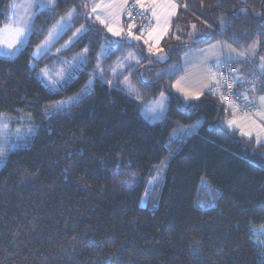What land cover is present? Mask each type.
<instances>
[{
	"label": "trees",
	"instance_id": "trees-1",
	"mask_svg": "<svg viewBox=\"0 0 264 264\" xmlns=\"http://www.w3.org/2000/svg\"><path fill=\"white\" fill-rule=\"evenodd\" d=\"M177 1L156 50L137 32L109 35L83 0H55L36 11L25 45L0 55V114L36 125L0 167V264H264V142L226 128L233 110L220 94L185 101L169 88L187 49L221 38L242 52L257 42L250 57L264 79V0ZM12 2L0 0V26ZM71 10V26L35 58ZM79 52L67 82L43 85L42 68ZM161 92L166 115L143 119L141 104ZM197 119L196 132L172 136Z\"/></svg>",
	"mask_w": 264,
	"mask_h": 264
},
{
	"label": "rangeland",
	"instance_id": "rangeland-1",
	"mask_svg": "<svg viewBox=\"0 0 264 264\" xmlns=\"http://www.w3.org/2000/svg\"><path fill=\"white\" fill-rule=\"evenodd\" d=\"M20 3L18 5L15 2L12 3V7L14 8L13 14L9 16L8 23L0 26V55L13 56L27 42L30 30L25 26V18L21 11ZM73 14L74 12L71 10L59 18L47 36L35 47L33 52L34 57H38L50 49L58 37L71 26ZM83 30V26L74 30L73 34L62 47L68 46ZM229 42L228 39L221 38L205 47H199L198 49H192L183 53L179 63L180 70L176 74L177 76L169 83V88L178 93L185 101L198 99L200 91H202L200 89L204 86L205 81H210L209 87L214 82L212 75L215 69L211 68V63L219 64L238 59L240 61H237V63L241 65L242 51L232 42L230 43H232L233 47L229 45ZM246 51L252 52L249 48ZM152 54L159 59H164V55L161 53L155 52ZM84 61L85 53L79 52L71 59H63L45 66L39 71V78L45 87L56 89L67 82L80 69ZM123 67L124 62H118L115 69L119 71ZM173 70L174 68H170L168 71L172 73L174 72ZM92 81L93 77H90L87 82L88 87L92 85ZM124 84H128V82L124 80ZM72 99H75V95L61 100L59 104H68L73 101ZM167 109L168 95L166 92H161L156 97L141 104L140 115L149 122H156L164 118ZM201 124L202 120L197 119L190 125L178 126L172 132V136L185 137L190 135L196 132ZM35 129L36 125L32 122L29 114L23 113L14 116L0 114V167L4 164L10 151L30 143ZM145 201L146 196L143 197V204ZM259 232L255 240L261 254L264 255V225L259 228Z\"/></svg>",
	"mask_w": 264,
	"mask_h": 264
},
{
	"label": "crops",
	"instance_id": "crops-1",
	"mask_svg": "<svg viewBox=\"0 0 264 264\" xmlns=\"http://www.w3.org/2000/svg\"><path fill=\"white\" fill-rule=\"evenodd\" d=\"M54 1L55 0H13L12 3L15 2L18 5V3L21 2L19 5H21V11L24 14L25 26L30 30V26L36 11L41 8H46L49 6L51 7V5L54 4ZM83 1L88 5L91 17L98 24H100L109 35H111L112 37H119L125 32V22H127L125 8L127 3L131 0ZM134 1H136L143 9H145L152 19L151 27L147 32L142 34V39L149 47L156 50L159 47L164 36L167 34L170 22L179 9V3L177 0ZM13 9L14 8L11 5L9 16L13 14ZM231 44L232 43H230L229 45ZM205 46L206 45L202 47ZM198 48H189L186 51ZM249 49H251L252 52H247L245 50L242 53L252 56L256 52L257 42L252 43ZM243 59L244 58L241 55V65L237 63V61H240L238 59L231 61H236L235 66L239 69L237 73V80L244 83L243 87H249L247 78L250 73V68H244L245 62ZM209 85L210 81L206 80L204 86L200 89L202 90L200 91V95L203 92L209 90V88L211 87H209ZM246 94L255 103V110L248 114H238L232 111V115L226 120L225 126L229 130L237 132L240 136L246 139H252L256 144H260L264 142V91H261V89L257 86L254 88L249 87V89L246 91Z\"/></svg>",
	"mask_w": 264,
	"mask_h": 264
},
{
	"label": "built area",
	"instance_id": "built-area-1",
	"mask_svg": "<svg viewBox=\"0 0 264 264\" xmlns=\"http://www.w3.org/2000/svg\"><path fill=\"white\" fill-rule=\"evenodd\" d=\"M127 24L125 32L127 34H143L149 30L152 24V19L149 13L143 9L136 1L131 0L125 8ZM243 60L250 68V73L247 78L248 85L251 88L260 86L264 89V79L261 71L255 65L252 58L243 53ZM213 72V84L209 91L213 94L218 93L223 101L228 104L231 109L238 114H248L256 108L255 103L246 94L249 87H237L238 68L233 62H223L219 64L211 63Z\"/></svg>",
	"mask_w": 264,
	"mask_h": 264
},
{
	"label": "snow or ice",
	"instance_id": "snow-or-ice-1",
	"mask_svg": "<svg viewBox=\"0 0 264 264\" xmlns=\"http://www.w3.org/2000/svg\"><path fill=\"white\" fill-rule=\"evenodd\" d=\"M241 55H243V54L241 53Z\"/></svg>",
	"mask_w": 264,
	"mask_h": 264
}]
</instances>
